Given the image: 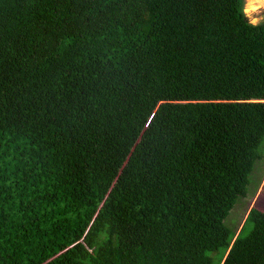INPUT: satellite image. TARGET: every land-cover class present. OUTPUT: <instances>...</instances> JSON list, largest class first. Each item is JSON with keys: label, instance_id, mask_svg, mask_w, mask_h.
Segmentation results:
<instances>
[{"label": "trees", "instance_id": "16d2710c", "mask_svg": "<svg viewBox=\"0 0 264 264\" xmlns=\"http://www.w3.org/2000/svg\"><path fill=\"white\" fill-rule=\"evenodd\" d=\"M244 4L0 0V264H264Z\"/></svg>", "mask_w": 264, "mask_h": 264}, {"label": "rangeland", "instance_id": "374dc122", "mask_svg": "<svg viewBox=\"0 0 264 264\" xmlns=\"http://www.w3.org/2000/svg\"><path fill=\"white\" fill-rule=\"evenodd\" d=\"M254 1L245 0L244 7L250 22L257 24L264 21V0ZM257 177L260 179L262 178L261 182L258 184V187L253 186L247 197L241 198L238 201V203L232 209L229 217L226 219V224L234 230H237V233L240 232L252 208L264 210V166L261 169V175L258 173ZM252 228L253 224L249 222L245 228L244 235L249 233Z\"/></svg>", "mask_w": 264, "mask_h": 264}, {"label": "bare ground", "instance_id": "6f19581e", "mask_svg": "<svg viewBox=\"0 0 264 264\" xmlns=\"http://www.w3.org/2000/svg\"><path fill=\"white\" fill-rule=\"evenodd\" d=\"M254 1V0H253ZM255 2V1H254ZM259 2V1H258ZM251 4H253V3H251ZM259 4V3H258ZM252 10V9H251Z\"/></svg>", "mask_w": 264, "mask_h": 264}]
</instances>
